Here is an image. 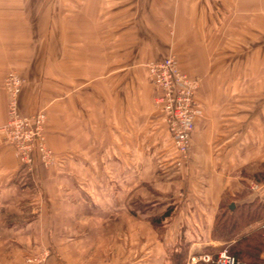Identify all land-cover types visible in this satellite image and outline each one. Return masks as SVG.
I'll list each match as a JSON object with an SVG mask.
<instances>
[{
	"label": "crops",
	"instance_id": "1",
	"mask_svg": "<svg viewBox=\"0 0 264 264\" xmlns=\"http://www.w3.org/2000/svg\"><path fill=\"white\" fill-rule=\"evenodd\" d=\"M20 26L46 35L42 55L20 54L35 48L20 46ZM238 33L263 39L232 63L248 69L240 73L248 88H238L251 89L243 127L236 111L227 122L226 109L209 103L211 82L230 76L227 53L238 49ZM170 55L202 77L201 114L181 168L145 68ZM24 68L20 110L41 105L57 162L26 172L0 137V264H24L40 248L50 251L47 264H190L222 250L212 230L224 202L264 198V182L241 171L264 164V0H0V125L2 74ZM153 197V212L135 210L136 200Z\"/></svg>",
	"mask_w": 264,
	"mask_h": 264
},
{
	"label": "built area",
	"instance_id": "2",
	"mask_svg": "<svg viewBox=\"0 0 264 264\" xmlns=\"http://www.w3.org/2000/svg\"><path fill=\"white\" fill-rule=\"evenodd\" d=\"M146 69L148 78L157 91L156 103L159 105L162 121L176 153L173 164L181 167L188 158L195 119L201 114L195 98L197 82L182 73L171 56L147 63ZM5 87L9 95L10 123L7 129L11 134L10 139L17 147V155L21 161L29 163L34 159L31 155L36 152L41 163L48 165L49 154L45 153L43 147L38 150L33 145L40 141L41 116L30 119L18 115L16 98L20 90V80L15 74L8 75ZM262 229L264 230V223ZM189 262L190 264H243L226 250L199 253L190 257Z\"/></svg>",
	"mask_w": 264,
	"mask_h": 264
},
{
	"label": "rangeland",
	"instance_id": "3",
	"mask_svg": "<svg viewBox=\"0 0 264 264\" xmlns=\"http://www.w3.org/2000/svg\"><path fill=\"white\" fill-rule=\"evenodd\" d=\"M249 20H250L249 18H247V19L246 18H244V19L238 18V21H243V22H246V23H249V22H247ZM239 27L245 28L246 26L245 25H241V26L239 25ZM37 29H39V28H37V27H35V28L32 27L31 28L30 27V28L27 29L26 26L25 27L24 26H20L19 27V31H20V34H19L20 46L26 45V43L27 44L28 43H30V44L35 43V45H34L35 48L31 46L30 49H20V54L21 53H22V55L27 54L24 57H27V56L30 57V54L33 55V54H35V52H37V53H41L42 52L40 46L43 43L44 36H46V35H43L41 32H37ZM251 36L252 35H250V34L238 33V44H237L238 45V49H232V50H229V51L227 50L228 51V53H227V59L228 60H227V67L225 69H226V74H228L230 76L227 77V81L226 82H218V83H214V84L211 82V86L212 85L214 86V89H212V90H215L216 94L213 93L212 94V96H213L212 98H211V93L209 95L210 96V99H209L210 106H215L216 105V106H221V107L226 109L225 111H227V114H226V117H227L226 121L227 122L233 121V118L235 117V111H236V113H238V122H240L241 127L245 126V124L249 120L247 117H249L250 106H251V102H252V99L249 96L251 89H249V91L247 92V95H244L243 93H240L238 95V92H240V89H244L245 87H247L246 85L248 84L247 82L243 81L244 80L243 76H240L241 75L240 73L244 72L243 75H246V72L248 71V69H247L246 65H244V66L240 65L238 67H234V66H232V63H234V60L238 61V58L241 57V56H243L245 58V57H248L250 55L251 48H252L251 42H261L263 40L261 34H258L257 36L254 35L255 37H253V39H251ZM230 38H234V37L230 33H228L227 34V41H229ZM36 47H38V48L36 49ZM36 54H35V56H36ZM41 55H42V53H41ZM41 55H40V57H41ZM170 56L173 57L175 62H176L175 57L173 55H170ZM217 56L218 55H216L215 58H217ZM176 65H177V63H176ZM238 68H240L241 71ZM25 69L26 68L21 69V70H18V69L10 70V69H7L2 74V78H1L2 89H1V91L5 95V107H4V109H5V119H4V122L2 123V125H0V137H1L2 141L5 143V145L10 148V150H11V152L13 154V157H14L17 165L19 166V168L25 170L26 172L31 173L32 170L35 167H40L42 169H46V168H49V167L55 165L56 162H57V156L48 147L47 142H46V122H47V119H46V114L43 111L41 105L34 112L29 113V114H25V113H23L20 110V96H21V93H22L24 87L27 84L26 78L24 77L25 73L22 74V70L25 71ZM180 71L182 73H184L186 76H188L189 78H192V79H194L197 82V89L195 91V98H196V101L198 103V99H197L198 98V89H199L200 84L202 82V77L199 76V75H196V76L190 75V74H188V73H186V72H184L182 70H180ZM218 73H219L218 70L216 71V70H214L211 67L210 75H213L212 76L213 79L217 78L214 75H218ZM9 74H15L18 77V79L20 80V90H19V93H18L17 98H16L18 115L20 117H26V118H30V119L32 117H35V116H37V117L41 116L42 123H41L40 130H39L40 141H38V143L35 142V144H33V145L38 150L43 147L45 153L47 152L49 154L50 160H49V164L48 165H44L43 163H41L39 155L36 152H34V154L31 155V156H33L32 158H34L33 160H31V162L28 163V162L21 161L20 157L17 155V147H16V145L10 139L9 135H11V134H10V132L7 129V125L10 123V118H9V114H8L9 95H8V93L6 91V87H5V80H6V78L8 77ZM147 81H148L149 85L152 87L153 91L156 94V95H154V106H155V108L157 110V113L160 115L161 121H162L160 108H159V105L156 103L157 91H156L155 87H153V85L151 84V82H150V80L148 78V74H147ZM238 88H240V89L238 90ZM36 103L39 104L38 102H36ZM198 105H199V103H198ZM199 107H200V105H199ZM230 117H233V118H230ZM162 123L164 125L163 121H162ZM241 123H243V124H241ZM230 127L231 126L229 124H227V126H226L227 129L224 131V132L227 133V139H230V137L232 135L231 132L233 130ZM166 133H167V131H166ZM240 133H242V129L238 130V134L239 135H240ZM167 135L169 137L168 133H167ZM31 138H33L32 134H31ZM169 142L171 143L170 138H169ZM217 142H220V141H217ZM38 145H40V146H38ZM190 150H191V143H190V149H189V152H188L187 161L189 159ZM168 152L171 154L170 145H169ZM173 153H175V150H173ZM40 157H41V155H40ZM181 167H177V168H181ZM252 169L253 168L250 165H248V166H246V167L241 169L242 175L244 177L246 176L245 178L247 179V181L248 180L251 181L250 177H251L252 173H254V172H256L258 170V168H256V169L254 168L253 171H252ZM39 180L40 179H38V178L36 179V184L35 185H36V188L38 190L39 195H41V192H42L41 187H42V185H41ZM251 186H252V184L250 183V188L247 187L248 191H251L250 190ZM149 199L152 200V201H148L147 200L146 203H145V201H142V202H139V204L137 202L138 200H136L134 202V206L135 205L137 206L135 208V210L139 209L140 211H143V212L144 211H152L153 212V209H155V203H156L155 202V198L153 197V198H149ZM169 203H171V202H169ZM170 207H172L171 204L169 205V208ZM222 250H226L227 251V247L226 248H222ZM222 250H220V251H222ZM49 256H50L49 249L40 248L38 251L28 253L24 257V264H39V263L40 264H47V259H48ZM262 256L264 258V254H262ZM29 261H31V263H29ZM262 264H264V261H263Z\"/></svg>",
	"mask_w": 264,
	"mask_h": 264
},
{
	"label": "trees",
	"instance_id": "4",
	"mask_svg": "<svg viewBox=\"0 0 264 264\" xmlns=\"http://www.w3.org/2000/svg\"><path fill=\"white\" fill-rule=\"evenodd\" d=\"M257 183L264 182V164L252 173ZM244 196V195H243ZM237 198V197H236ZM224 202L214 221L212 235L225 242L223 248L243 264H262L264 258V231L257 228L244 234L249 226L260 223L264 219V198H255L249 203L234 205Z\"/></svg>",
	"mask_w": 264,
	"mask_h": 264
},
{
	"label": "water",
	"instance_id": "5",
	"mask_svg": "<svg viewBox=\"0 0 264 264\" xmlns=\"http://www.w3.org/2000/svg\"><path fill=\"white\" fill-rule=\"evenodd\" d=\"M232 207H233V205L231 204V205H230V208H232Z\"/></svg>",
	"mask_w": 264,
	"mask_h": 264
}]
</instances>
